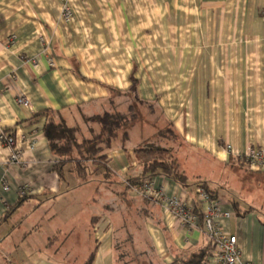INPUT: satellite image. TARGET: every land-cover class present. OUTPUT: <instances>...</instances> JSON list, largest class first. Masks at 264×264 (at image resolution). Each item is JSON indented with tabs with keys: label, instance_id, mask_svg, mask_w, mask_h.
I'll return each instance as SVG.
<instances>
[{
	"label": "crops",
	"instance_id": "0c3cea01",
	"mask_svg": "<svg viewBox=\"0 0 264 264\" xmlns=\"http://www.w3.org/2000/svg\"><path fill=\"white\" fill-rule=\"evenodd\" d=\"M68 2L73 17L64 21V0H0V131L12 137L21 159L9 162L10 150L0 143V264H69L70 254L84 251L81 235L66 241L78 229L77 209L86 207L93 210L89 220L84 216L90 250L82 257L95 251L92 264H116L129 242L146 245L159 264L203 263L209 249L203 232L184 231L154 201L110 182L139 173L133 140L139 119L105 151L115 177L101 182L96 173L78 184L73 173L64 170L60 178L54 170L43 112H59L82 140L99 131L86 120L92 115L131 108L139 117V107H151L167 126L152 127L157 135L171 129L195 153L239 165L227 144L241 153L247 146L264 151V0ZM81 129L90 136L79 139ZM155 180L193 210H201L196 182H209L219 201L218 228L236 236L243 262L264 264V190L251 183L239 192L206 178L187 186ZM94 194L105 198L100 203ZM49 248L61 258L49 256Z\"/></svg>",
	"mask_w": 264,
	"mask_h": 264
},
{
	"label": "trees",
	"instance_id": "16d2710c",
	"mask_svg": "<svg viewBox=\"0 0 264 264\" xmlns=\"http://www.w3.org/2000/svg\"><path fill=\"white\" fill-rule=\"evenodd\" d=\"M129 110L127 114L103 112L90 116L86 120L97 123L100 128L98 132L92 133L90 138L82 140L77 139V128L67 126L59 112L45 110L43 112L45 117L43 133L50 151L57 158L54 170L59 177L61 178L64 175V170H67L75 175L78 184L94 179L92 177L96 173L101 175V182L108 183L110 179L114 178L115 175L107 166L105 151L111 148L112 142L120 132H123L126 138L127 130L133 127L136 122L138 116L133 109L130 108ZM169 132H171V129L159 132L158 135ZM170 135L173 136V132ZM134 154L139 173L133 177L124 178L123 180L119 178L117 181L110 182H118L128 190L131 187L141 185L144 180L150 177L165 176L182 186L188 185L187 176L182 172L177 159L167 148L150 143L135 148ZM65 166L67 167L65 168ZM207 183L209 182L198 181L196 185H202L213 197H216L215 194L209 191ZM194 213L198 217V222L201 223L200 208L195 209ZM126 254L124 252L119 253L116 264H120V259ZM94 257L95 251H91L83 264H92Z\"/></svg>",
	"mask_w": 264,
	"mask_h": 264
},
{
	"label": "rangeland",
	"instance_id": "374dc122",
	"mask_svg": "<svg viewBox=\"0 0 264 264\" xmlns=\"http://www.w3.org/2000/svg\"><path fill=\"white\" fill-rule=\"evenodd\" d=\"M152 112L153 109H151V107H139V117L137 118L139 121L135 127H138L140 136L139 138L133 140L137 142L139 147L154 143L160 147L167 148L174 158H177L180 164V169L187 176L188 183L193 184L201 178H206L212 183H216L224 187L226 186L227 188H237L236 190L239 192H243V185L248 187L251 183L256 185V191L264 190V174H262L260 171H252L246 168V165L243 162H239V165L236 164L233 165V167L220 166L211 156L202 153H195V150L180 138L173 139L169 133L158 136L155 131H152V127L167 126L161 124L162 118L160 119L161 121L157 120L160 117L157 116V114H152ZM88 136H90V134H88L87 131L81 129V131L78 132L79 139ZM93 197L97 198L100 203L103 201V198H105L103 195L99 194H94ZM47 207L50 208L51 204L45 205L42 209H47ZM56 208L60 209L61 205L54 203V209ZM69 209L70 207L66 211L72 212L73 209H71V211ZM79 210H81V208L77 209L76 212H80L79 214L82 213V215H78V219L76 221V227H78V229L72 232L70 237L67 239L66 246L70 245V242L72 245L76 237L75 235L79 234L81 235V239L84 241L82 244L83 248H81V250L84 251L74 254V256H76L74 259L73 254H70V256H72L70 259L71 261L69 262L66 260V262H69V264H83L85 257L82 256H87L88 251L90 250V244L88 245L86 243L88 240L90 241V238L86 234L87 232L84 218L87 217L89 220L92 216L93 210L90 207H86L85 209L83 208L82 211ZM49 224L51 223H46L44 229L48 237L52 236L50 227H48ZM57 246L60 248L59 244L54 243L53 248ZM86 249L88 250L87 252ZM142 249L145 251L143 252ZM147 249L148 247L143 243L135 244L133 242H129L125 245H121V248L118 250V254L122 252L127 254L122 259H120V264H159L157 259L154 258ZM46 253L53 258L58 257V259L62 256V252L55 254L51 248L47 249Z\"/></svg>",
	"mask_w": 264,
	"mask_h": 264
},
{
	"label": "built area",
	"instance_id": "2783aa9c",
	"mask_svg": "<svg viewBox=\"0 0 264 264\" xmlns=\"http://www.w3.org/2000/svg\"><path fill=\"white\" fill-rule=\"evenodd\" d=\"M123 1V0H117ZM61 17L68 21L73 17V10L68 2L64 0L61 8ZM42 42H45L41 39ZM49 65L52 64L48 59ZM15 81L14 76L11 77ZM16 101L20 104H28V100L23 95H17ZM0 143L10 150L9 162L20 163V154L14 147L12 137L4 131H0ZM225 150L228 154L233 155L240 162H243L248 169L252 171L264 170V151L247 146L241 153L234 150L232 145L227 144ZM3 189H8L6 178L2 181ZM131 190L151 201L157 203L164 212L175 217L179 225L186 232L199 229L209 241L207 257L201 264H253L243 262L240 258L241 251L237 245L236 236L223 232L218 228L215 218L219 215V201L213 197L202 185L195 188L198 202L201 204L202 221L198 222V217L194 213L193 207L188 205L176 195H168L162 187L156 186L155 177H150L142 182L141 185L131 187Z\"/></svg>",
	"mask_w": 264,
	"mask_h": 264
}]
</instances>
